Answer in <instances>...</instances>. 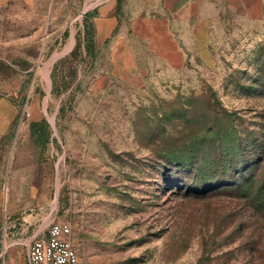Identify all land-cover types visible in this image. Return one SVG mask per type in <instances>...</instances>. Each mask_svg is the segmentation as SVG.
<instances>
[{
  "label": "rangeland",
  "instance_id": "1",
  "mask_svg": "<svg viewBox=\"0 0 264 264\" xmlns=\"http://www.w3.org/2000/svg\"><path fill=\"white\" fill-rule=\"evenodd\" d=\"M125 1L0 0V264L52 210L81 264H264V7Z\"/></svg>",
  "mask_w": 264,
  "mask_h": 264
},
{
  "label": "built area",
  "instance_id": "2",
  "mask_svg": "<svg viewBox=\"0 0 264 264\" xmlns=\"http://www.w3.org/2000/svg\"><path fill=\"white\" fill-rule=\"evenodd\" d=\"M17 244L26 247V264H81L71 226L54 210L32 228L25 242Z\"/></svg>",
  "mask_w": 264,
  "mask_h": 264
},
{
  "label": "crops",
  "instance_id": "3",
  "mask_svg": "<svg viewBox=\"0 0 264 264\" xmlns=\"http://www.w3.org/2000/svg\"><path fill=\"white\" fill-rule=\"evenodd\" d=\"M135 5L137 13L143 11H161L162 13L180 17L184 14L186 19H203L214 13L217 8H261L264 7V0H126L125 7L131 8ZM112 5L102 8V12L111 9ZM248 15H251L248 13ZM115 25V18L111 17L105 24L99 27V37L107 35L109 30ZM17 244V243H15ZM14 244V245H15Z\"/></svg>",
  "mask_w": 264,
  "mask_h": 264
},
{
  "label": "trees",
  "instance_id": "4",
  "mask_svg": "<svg viewBox=\"0 0 264 264\" xmlns=\"http://www.w3.org/2000/svg\"><path fill=\"white\" fill-rule=\"evenodd\" d=\"M118 6H120V3L118 2ZM38 123H35V122H33V123H31L30 124V126H31V130L33 131V132H35V128H36V126L38 127ZM38 139V138H37ZM39 140V139H38ZM39 141H43V140H39Z\"/></svg>",
  "mask_w": 264,
  "mask_h": 264
}]
</instances>
